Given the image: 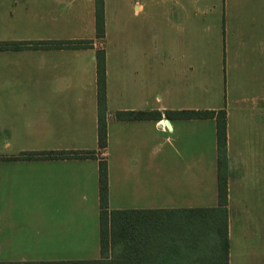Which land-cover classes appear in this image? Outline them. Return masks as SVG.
<instances>
[{
    "label": "crops",
    "instance_id": "obj_1",
    "mask_svg": "<svg viewBox=\"0 0 264 264\" xmlns=\"http://www.w3.org/2000/svg\"><path fill=\"white\" fill-rule=\"evenodd\" d=\"M108 2L104 0V37L97 39L95 0H0V44L26 43L18 50L0 48L2 262L100 258L101 159L107 164L109 211L159 215L218 207L216 121L179 119L172 113L222 107L196 104L197 71L191 57L195 55H190L194 48L182 43L183 37L177 45L161 47L141 41L148 25L173 29L176 35L189 32L195 26L196 0H131L124 24L126 40L114 45L106 42ZM85 41L86 47H78ZM48 43L57 46L46 47ZM98 50L105 55L103 150L97 138ZM257 57V63L263 62L259 71L264 53ZM230 59L242 62L235 51ZM259 83L264 89V82ZM233 107L235 111L225 110L229 264H242V259L250 258V250L255 253L251 264H264V91L249 102L236 98ZM118 112L154 117L118 120ZM85 151L95 156L41 155ZM25 153L36 157L14 159ZM85 210L95 211L98 218L94 259H83V229L78 227L83 226ZM19 211L28 213L16 219ZM41 218L43 227L75 228L62 240L47 230L56 243L51 250L59 249L58 254L41 255L34 248L37 252H25L18 260H3L13 258L6 254L14 242L28 244L25 235L43 234ZM251 241L253 247H246Z\"/></svg>",
    "mask_w": 264,
    "mask_h": 264
},
{
    "label": "trees",
    "instance_id": "obj_2",
    "mask_svg": "<svg viewBox=\"0 0 264 264\" xmlns=\"http://www.w3.org/2000/svg\"><path fill=\"white\" fill-rule=\"evenodd\" d=\"M96 38L104 37V0H95ZM89 42H79L78 47H86ZM26 43L0 44L2 49L18 50ZM57 46L48 43L46 47ZM97 95H98V148L107 145L106 129V83L105 55L103 50L96 52ZM172 115L179 119H215L218 153V207L189 211H109L107 206V164L99 161V235L100 258L82 261L44 262H2L0 264H229V241L227 226L226 188V112L181 111ZM154 117L153 113L118 112V120H145ZM47 159L74 156L89 158L95 152L47 153ZM36 157V154H22L14 159ZM160 215L165 217L162 219ZM145 216V217H144ZM146 219L143 228L135 223ZM167 218V219H165ZM162 220V221H161ZM140 225V226H139ZM139 226L140 228H137ZM110 256H109V255Z\"/></svg>",
    "mask_w": 264,
    "mask_h": 264
},
{
    "label": "rangeland",
    "instance_id": "obj_3",
    "mask_svg": "<svg viewBox=\"0 0 264 264\" xmlns=\"http://www.w3.org/2000/svg\"><path fill=\"white\" fill-rule=\"evenodd\" d=\"M130 1L109 0L108 2L107 34L109 33V35L106 36V42L110 45L122 44L126 40L124 24ZM252 8H254L253 11ZM128 20L131 22V19ZM160 21L158 20L159 23ZM194 21V28L192 26L189 32L181 35H176L173 29L165 27L161 31V29H150L148 25V29L141 33V41L148 45L153 44L161 47V45H177L183 37L181 42L190 46V49L194 48L190 55H195V57H191L196 63L197 71L195 80L197 105L222 107L224 110L235 111L236 108L233 105L236 98L249 102L253 98L257 99L263 95L264 89L259 82H264V66L262 65L258 71L259 64L263 62L258 61L257 63L256 60H259L257 56L260 53H264V0H196ZM222 50H224L223 56L226 53L225 61L222 59ZM233 51L238 53L239 57L241 56V63L237 64L235 61H231L230 57ZM226 102L227 107L224 105ZM16 213L18 214L16 219H19L20 215L28 212L19 211ZM156 217L158 218L159 215ZM164 217V215H160V218ZM146 219L150 218H140L135 223L145 228L143 225L146 224ZM82 224L83 226L78 227V230L83 229V259L97 258L98 218L96 212L85 210ZM139 226L137 228H140ZM51 229L52 236L60 240L75 230L74 227L65 231L55 227H43L41 218L39 230L43 234L25 235L23 241L28 244L14 242L6 254L13 258H4L3 260H18L20 255L28 251L35 253L36 249L40 251L41 255H47L49 252L58 254L59 249L51 250V247L53 249V245L56 244L48 237L47 230ZM261 231L264 233V227H261ZM245 246L253 247V242H247ZM249 257L242 259V264L252 263L251 260L255 259L254 251L250 250ZM30 259L51 260V258Z\"/></svg>",
    "mask_w": 264,
    "mask_h": 264
},
{
    "label": "water",
    "instance_id": "obj_4",
    "mask_svg": "<svg viewBox=\"0 0 264 264\" xmlns=\"http://www.w3.org/2000/svg\"><path fill=\"white\" fill-rule=\"evenodd\" d=\"M165 123H166L167 127L169 128V123H168V121H167V120L165 121Z\"/></svg>",
    "mask_w": 264,
    "mask_h": 264
},
{
    "label": "built area",
    "instance_id": "obj_5",
    "mask_svg": "<svg viewBox=\"0 0 264 264\" xmlns=\"http://www.w3.org/2000/svg\"><path fill=\"white\" fill-rule=\"evenodd\" d=\"M162 127L165 129V126L164 125H162Z\"/></svg>",
    "mask_w": 264,
    "mask_h": 264
}]
</instances>
